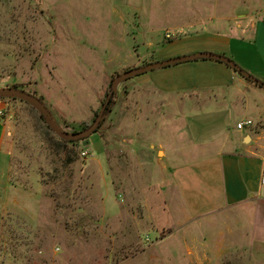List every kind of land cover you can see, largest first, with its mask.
I'll list each match as a JSON object with an SVG mask.
<instances>
[{"label":"rangeland","instance_id":"rangeland-1","mask_svg":"<svg viewBox=\"0 0 264 264\" xmlns=\"http://www.w3.org/2000/svg\"><path fill=\"white\" fill-rule=\"evenodd\" d=\"M215 3L228 14L249 0H0V88L18 86L66 131H82L116 76L168 60V47L187 36L252 31L198 23ZM242 43L223 56L244 68ZM154 72L122 83L100 131L77 146L29 104L0 100V264H190L158 165L181 123L167 96L139 85ZM199 112L188 109L187 123ZM211 222L193 234L208 264H264V200Z\"/></svg>","mask_w":264,"mask_h":264},{"label":"crops","instance_id":"crops-1","mask_svg":"<svg viewBox=\"0 0 264 264\" xmlns=\"http://www.w3.org/2000/svg\"><path fill=\"white\" fill-rule=\"evenodd\" d=\"M257 1L259 6L249 0L228 14L224 12L226 7L219 11L215 3L207 8H214L213 15L198 22L218 27L250 24L252 31L240 36H234L232 30L222 35L187 36L170 45L162 58L202 52L232 55L241 41L249 54L245 62L241 61L244 69L264 82V0ZM139 85L167 96L175 123H181L174 128L176 137L175 133L168 135L167 147L160 146L164 156L158 165L168 170L163 182L168 185V199L174 204L175 214L181 216L173 223L185 230L184 249L190 264H208V251H204L198 237H193L194 232L200 235L206 229L213 230L205 225L229 208L264 200V92L226 65L211 60L157 70ZM210 105L216 107L212 112L206 110ZM191 107L200 111L196 124L187 123L186 113ZM245 120H252L254 126L238 130L237 124Z\"/></svg>","mask_w":264,"mask_h":264},{"label":"water","instance_id":"water-1","mask_svg":"<svg viewBox=\"0 0 264 264\" xmlns=\"http://www.w3.org/2000/svg\"><path fill=\"white\" fill-rule=\"evenodd\" d=\"M198 60H211V61H219L222 62L229 67H231L233 70L240 73L245 79L254 82L258 86L264 88V82L260 81L258 78L252 76L251 74L247 73L246 71H243L237 63L232 61L230 58L225 57L223 55L215 54V53H209V52H202V53H196L188 56H181L176 57L173 59H169L166 61H159L156 63L148 64L146 66L126 71L125 73H122L118 76H116L111 85V90L108 95V98L102 107L101 111L99 112L97 118L93 122L92 125H90L88 128L79 131V132H68L66 131L62 125L58 122L57 118L53 115V113L50 111V109L47 107V105L40 100L39 98L35 97L34 95L21 90L16 87H8V88H0V100L2 99H16L23 101L30 106H32L35 110H37L42 116L43 120L47 124L48 127L62 140L65 142H80L83 140H86L90 138L93 134H95L101 127V125L106 120V117L108 115V105L111 101H115L116 95L118 93L119 86L128 81L129 79H132L134 77L153 72L160 69H165L168 67H172L179 64L194 62Z\"/></svg>","mask_w":264,"mask_h":264},{"label":"trees","instance_id":"trees-1","mask_svg":"<svg viewBox=\"0 0 264 264\" xmlns=\"http://www.w3.org/2000/svg\"><path fill=\"white\" fill-rule=\"evenodd\" d=\"M233 61V60H232ZM214 62H217V63H220V64H224V63H222V62H219V61H214ZM224 65H226V64H224ZM227 67H229L228 65H226ZM243 71H246L244 68H242L241 66H239ZM230 69H232L231 67H229ZM233 70V69H232ZM235 73H236V75L237 76H239L241 79H243V80H245V81H247L248 83H251V84H254L255 86H257L258 88H261V89H263L264 90V88H262V87H260V86H258L257 84H255L254 82H252V81H249V80H247V79H245L240 73H238L237 71H235V70H233ZM253 76V75H252ZM16 88H19L18 86H16ZM36 95V94H35ZM2 100H16V99H2ZM23 102V101H22ZM114 104V101L111 99V101H110V103H109V105H108V109H107V111H108V113L109 112H112L111 111V107H112V105ZM41 118H42V116H41ZM43 119V118H42ZM106 122V120L104 121V123ZM104 123L101 125V127H100V129L102 128V126L104 125ZM49 129H50V127H48ZM80 129H84L83 127H81ZM100 129L97 131V132H99L100 131ZM75 131H78V130H75ZM96 132V133H97ZM87 140V139H86ZM84 141V140H83ZM64 144H66V145H74V146H77L78 144H79V142H65V141H62ZM24 257H26V256H24ZM23 257V258H24Z\"/></svg>","mask_w":264,"mask_h":264},{"label":"built area","instance_id":"built-area-1","mask_svg":"<svg viewBox=\"0 0 264 264\" xmlns=\"http://www.w3.org/2000/svg\"><path fill=\"white\" fill-rule=\"evenodd\" d=\"M168 38H171L170 35H168ZM4 117V111L3 110H0V120ZM254 126V123L252 120H245V121H242L240 123L237 124V129L240 130V131H243L245 130L246 127H253ZM81 155L84 157V158H87L90 156V152L88 150H85V151H82ZM263 183H264V179L262 180Z\"/></svg>","mask_w":264,"mask_h":264}]
</instances>
